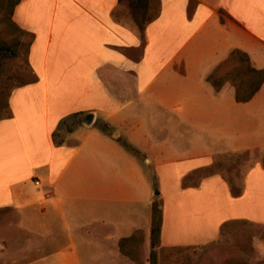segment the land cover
Listing matches in <instances>:
<instances>
[{
  "label": "crops",
  "instance_id": "1",
  "mask_svg": "<svg viewBox=\"0 0 264 264\" xmlns=\"http://www.w3.org/2000/svg\"><path fill=\"white\" fill-rule=\"evenodd\" d=\"M158 4L142 39L113 19L121 5L118 0H21L16 6L14 22L33 36L27 59L35 82L11 92V115L0 121V209L17 214L23 259L37 257L59 238L54 218L60 216L69 223L64 230L70 241L57 258L62 264H135L119 252L118 242L136 231H142L143 242H148L151 202L147 196L142 215L134 182L144 166L114 138L143 154L147 168L156 169L152 165L157 160L125 136L124 123L116 126L132 104L153 105L180 119L190 112L213 124L223 119L230 144L220 153L264 148L263 133L248 130L253 119L264 121V83L247 103H237L231 86L216 92L206 81L232 51L253 58L264 47V0H158ZM179 86L185 91H171ZM81 87L94 89L95 103L74 100L72 89ZM66 88L68 97L62 92ZM197 90L205 95H195ZM86 113H93L96 124L82 125L61 146H54L51 134L57 123L73 114L81 120ZM101 122L111 129L110 137L99 129ZM93 128L98 131L97 144L106 152H119L122 160L105 159L100 171L64 178L86 149ZM206 153L191 160L193 169L181 173L174 192L180 197L178 211L169 215L171 206L166 204L162 209L163 246L213 240L221 225L230 221L264 225L263 163L243 175L238 195L218 174L197 187L181 186L189 173L206 167L209 154H218ZM88 160L85 157L84 163ZM158 167L163 168L157 173L164 179L176 169L170 163ZM35 170L44 175L32 178Z\"/></svg>",
  "mask_w": 264,
  "mask_h": 264
},
{
  "label": "rangeland",
  "instance_id": "2",
  "mask_svg": "<svg viewBox=\"0 0 264 264\" xmlns=\"http://www.w3.org/2000/svg\"><path fill=\"white\" fill-rule=\"evenodd\" d=\"M120 3L121 5L113 14V19L141 37L128 2L122 1ZM142 3L141 14L145 22H147L156 16L159 7L158 0H143ZM24 32V35L19 36L20 46L17 50V55L9 62V69L14 71L12 74L13 79L10 82L12 86L23 85L35 79V75L31 71L27 59L32 39L30 33ZM14 36H17V32H8L6 34L8 38ZM256 51L253 58L246 54L250 65L257 70L264 69V47ZM230 86L229 82H226L223 87ZM171 91L184 92L185 90H181V86H179L173 87ZM62 92L63 96H70L69 89L66 88ZM195 95L205 94L203 90H197ZM72 97L76 102L95 103L94 89H84L83 87L72 89ZM228 103L229 101L226 99L223 105L226 110ZM6 112L9 114L8 109ZM148 113L149 118L147 117ZM159 113L162 115L159 116ZM192 116L193 113L191 112L185 113V117L180 119L176 118L174 114L165 115V113H162V109H157L156 106L140 103L128 106L123 111V115L116 121V126L124 123L122 124L124 128L121 131L131 136H129L130 139L137 145L139 151L145 149L148 156H153L157 160L152 165V167L157 166V168L150 169L151 167L148 165V169L147 165L143 163L145 159L143 154L129 151L122 139L114 138L116 142L118 141L123 145V148L128 153L140 160L141 165L144 166L140 171V177L136 178L134 182L137 185V192L140 197V212H142V215L145 212L143 203L147 196L151 205L154 202L158 203L162 209L165 207V204L171 206L169 215L177 212L176 206L178 204L176 205V203L180 202V197L174 195V192L176 190L175 187L180 182L181 173L193 169L190 166L192 164L191 160L207 155L208 153L206 152H218V154H209L210 159L206 165V169L196 173L197 175H190L189 178L183 179L186 185L192 186L195 183H200L205 177L218 174L237 187L240 185L243 175L254 164H264V148L220 153L227 150L230 144L228 141L230 137L227 122L221 119L213 124L205 122L206 118L201 115L199 116V120H197V117ZM225 117L227 118V114ZM262 118L264 120V116ZM93 123L96 124V121H93ZM249 126L251 127L248 129L250 133H263L262 135L264 136V121L259 122L253 119ZM82 127L79 115L70 117L66 121L65 126L57 133L54 140L65 141L71 132H77ZM102 127L106 128V131L102 133L110 137L111 129L107 123L101 122L99 129L101 130ZM92 131L95 132L87 139L86 149L82 151L76 159V163L73 167H70L64 178L78 175L84 177L87 174L90 175L93 170L100 171L105 159L114 162L122 160L119 152L116 151L118 153L116 154L115 151H104L100 147L101 145L99 146L96 142L98 138L95 135L98 134V131L96 128H93ZM198 141L202 142L203 145H197ZM85 157L89 158L86 163H84ZM146 161L144 162L146 163ZM165 163L176 166V169L172 171L170 179H164L162 176H158L157 173L158 171L164 172L163 168H159L158 165L161 166ZM126 169L122 171L125 172ZM43 175L44 173L41 170H35L32 178L36 177L38 179ZM149 175L153 178L154 183ZM91 176H95V174ZM29 183L31 184V181ZM64 185V183L61 185L59 194L62 193ZM77 187L80 188L81 186ZM156 191L159 193L158 196L154 195ZM168 194L169 196L167 197ZM54 220L55 234L59 238L55 239L51 245L43 247L37 256L40 258V261L37 262L35 254L27 255L24 259L20 256V252L22 251L20 245L23 235L17 227V214L11 209L0 211V264H23L27 261L28 264H62L57 258L70 245L69 234L64 230L69 223L60 216L54 218ZM140 225L142 228V222ZM80 233L76 232L78 235ZM151 250L155 254L156 264H264V225L243 220L226 222L221 225L217 236L213 240L199 244L163 246L159 242L156 246H153L150 239L146 244L144 240L142 242V253H144L143 257L147 256V260ZM81 264L85 263L81 262Z\"/></svg>",
  "mask_w": 264,
  "mask_h": 264
},
{
  "label": "trees",
  "instance_id": "3",
  "mask_svg": "<svg viewBox=\"0 0 264 264\" xmlns=\"http://www.w3.org/2000/svg\"><path fill=\"white\" fill-rule=\"evenodd\" d=\"M122 1L128 2L134 22L138 27L139 33H141L140 38H142L146 25L152 21V19H150L145 22L142 17L141 8L143 7V0H118L119 3ZM20 2L21 0H0V121L9 118L11 115L9 110V97L12 90L35 82L34 79L23 85H10L14 71L9 69V62L17 55V50L20 46L19 36L25 34V32L12 20L14 9ZM8 32H17V36L8 38L6 37ZM30 36L31 39H33L31 34ZM206 81L216 92L219 91L226 82H229L234 90L235 101L237 103H247L262 87L264 83V70L253 68L245 53L234 50L207 76ZM7 109L9 114L6 112ZM76 115L78 114L64 117L57 123L55 130L51 134L54 146L59 147L62 145L63 141H55L54 138L60 129L65 126L66 121L70 117ZM101 131L105 132L106 128L102 127ZM126 148L133 152L131 147L126 146ZM204 169H206V167L193 170L184 178V180L189 178L190 175H197L196 173H199ZM184 180L181 183L183 188L197 187L200 184L195 183L190 186L186 185ZM228 184L232 193L238 195L240 192V185L235 187L229 182ZM4 209L7 208H2L0 211H3ZM161 226L162 207L154 202L151 205V224L149 230V239L153 246H156V244L160 242ZM142 242V231H136L130 237L119 240V252L135 264H143L144 257L142 253ZM147 262L148 264H156L153 250L150 251Z\"/></svg>",
  "mask_w": 264,
  "mask_h": 264
},
{
  "label": "water",
  "instance_id": "4",
  "mask_svg": "<svg viewBox=\"0 0 264 264\" xmlns=\"http://www.w3.org/2000/svg\"><path fill=\"white\" fill-rule=\"evenodd\" d=\"M93 118H94L93 113H86V114L83 115V117L81 118L80 122H81V124L83 126L89 127L93 123ZM154 195L158 196L159 193L156 191L154 193Z\"/></svg>",
  "mask_w": 264,
  "mask_h": 264
},
{
  "label": "built area",
  "instance_id": "5",
  "mask_svg": "<svg viewBox=\"0 0 264 264\" xmlns=\"http://www.w3.org/2000/svg\"><path fill=\"white\" fill-rule=\"evenodd\" d=\"M35 184L37 185V182H35Z\"/></svg>",
  "mask_w": 264,
  "mask_h": 264
}]
</instances>
